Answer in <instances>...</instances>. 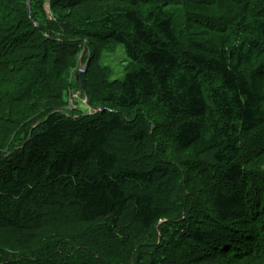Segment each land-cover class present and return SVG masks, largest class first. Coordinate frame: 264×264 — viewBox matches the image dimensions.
Segmentation results:
<instances>
[{"label": "trees", "instance_id": "trees-1", "mask_svg": "<svg viewBox=\"0 0 264 264\" xmlns=\"http://www.w3.org/2000/svg\"><path fill=\"white\" fill-rule=\"evenodd\" d=\"M30 4L0 0V264H264V0Z\"/></svg>", "mask_w": 264, "mask_h": 264}, {"label": "rangeland", "instance_id": "rangeland-1", "mask_svg": "<svg viewBox=\"0 0 264 264\" xmlns=\"http://www.w3.org/2000/svg\"><path fill=\"white\" fill-rule=\"evenodd\" d=\"M103 64L110 67L113 71V79L121 80L125 76V67L128 63L127 54L123 45H119L117 50L112 54H106L102 58ZM72 90H70L71 92ZM73 100L76 99V93H72ZM77 108L81 112H85L87 114L89 112L88 107L81 100L76 102ZM70 109V107H67Z\"/></svg>", "mask_w": 264, "mask_h": 264}, {"label": "bare ground", "instance_id": "bare-ground-1", "mask_svg": "<svg viewBox=\"0 0 264 264\" xmlns=\"http://www.w3.org/2000/svg\"><path fill=\"white\" fill-rule=\"evenodd\" d=\"M107 79V78H106ZM98 81V80H97ZM103 81H105V80H103ZM100 82H101V80H100ZM101 84V83H100ZM115 85V84H114ZM104 87H106L105 85H104ZM98 88H100V86L98 87ZM102 89V88H101ZM106 89V88H105ZM104 89V90H105ZM103 90V89H102ZM102 92V91H101ZM72 93H73V91H71L70 92V90L68 91V106L67 107H70V109H67V111L68 112H72V111H74V110H79L78 108H77V105H76V102L77 101H79V100H81L82 99V97H81V92L80 93H76V99L75 100H73V97H72ZM84 104H86V106L88 107V109H89V112L86 114V115H92V114H95L96 112H94L97 108H94L92 105H91V103H90V101L86 98L85 100H81ZM90 103V104H89ZM36 131H37V129H36ZM41 135V134H40ZM35 139V138H34ZM27 147H28V145H27ZM170 147V146H169ZM25 148V147H24ZM40 148V147H39ZM38 149V148H37ZM49 150V149H48ZM49 152H50V150H49ZM46 155V154H45ZM50 155V154H49ZM199 162V161H198ZM197 162V163H198ZM173 167V166H172ZM20 168V167H19ZM22 168V167H21ZM26 168V167H25ZM17 170V169H16ZM197 171V170H196ZM200 172V171H199ZM198 172V173H199ZM14 173V172H13ZM203 174V173H202ZM15 175V174H14ZM199 175H201L200 173H199ZM24 176V175H23ZM198 178V177H197ZM202 178V177H201ZM9 180V179H8ZM11 180V179H10ZM8 184H9V182H8ZM46 208V207H45ZM43 215H44V212H43ZM46 215V214H45ZM48 216V215H47ZM44 218V217H43ZM46 218V217H45ZM46 220V219H45ZM52 220V219H51ZM50 220V221H51ZM47 222H49V220L47 221ZM46 222V223H47ZM42 224H43V221H42ZM45 224V223H44ZM50 224V223H49ZM52 224V223H51ZM50 224V225H51ZM44 227H47L46 225L44 226ZM48 227H49V225H48ZM52 227V226H51ZM50 228V227H49ZM42 229V231H44L43 230V228H41ZM46 230H48V228L46 229ZM53 230V229H52ZM52 230H51V233H53L52 232ZM31 231H32V229H31ZM38 231H40L39 229H38ZM41 231V233H43L44 234V232H42ZM27 232V231H26ZM61 232V231H60ZM37 233V232H36ZM40 233V234H41ZM67 233V232H66ZM49 234H50V230H49ZM63 234V233H62ZM36 235V234H35ZM37 235H38V233H37ZM129 235V234H128ZM49 236V235H48ZM51 236V235H50ZM37 237H39V236H37ZM59 238V237H58ZM124 238V237H123ZM39 239V238H38ZM50 239H52V238H50ZM49 239V240H50ZM35 240H36V238H35ZM47 240V239H46ZM33 242H34V240H32ZM130 241V240H129ZM37 242H39V241H37ZM42 242V241H41ZM131 243V242H130ZM39 244H41V243H39ZM43 244H46L45 242L43 243ZM111 244V243H110ZM36 246H38V245H36ZM88 246V245H87ZM53 249V248H52ZM37 250V249H36ZM49 250V249H48ZM118 250H119V248H118ZM129 250V249H128ZM38 251V250H37ZM42 251V250H41ZM46 251V250H45ZM43 252V251H42ZM96 252H98V251H96ZM122 251H120V253H121ZM123 252H124V250H123ZM128 252V251H127ZM47 254V253H46ZM53 254H54V252H53ZM122 254V253H121ZM46 256V255H45ZM100 256V255H99ZM118 256V255H117ZM116 256V257H117ZM44 257V256H43ZM52 258V257H51ZM123 258V257H122ZM113 259V258H112ZM109 260V259H108ZM111 260V259H110ZM117 261V260H116ZM116 263V262H115Z\"/></svg>", "mask_w": 264, "mask_h": 264}, {"label": "water", "instance_id": "water-1", "mask_svg": "<svg viewBox=\"0 0 264 264\" xmlns=\"http://www.w3.org/2000/svg\"><path fill=\"white\" fill-rule=\"evenodd\" d=\"M30 7H31V5H30V3H29V6H28L29 10H30ZM89 55H90V54H89ZM89 60H90V59H88L86 65L83 66V67H82L83 69H80L79 72H78V74H77V79L80 78L82 84L84 83L83 80H82V79H83V71L86 70ZM89 104H90V103H89ZM102 109L104 110L105 108H102ZM102 109H96L94 112L98 113V112H99L100 110H102Z\"/></svg>", "mask_w": 264, "mask_h": 264}]
</instances>
